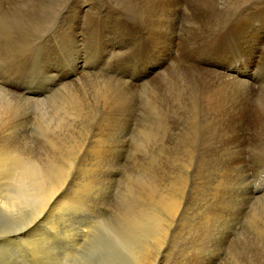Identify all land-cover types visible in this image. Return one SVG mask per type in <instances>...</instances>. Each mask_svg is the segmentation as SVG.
Here are the masks:
<instances>
[{
    "label": "rangeland",
    "instance_id": "374dc122",
    "mask_svg": "<svg viewBox=\"0 0 264 264\" xmlns=\"http://www.w3.org/2000/svg\"><path fill=\"white\" fill-rule=\"evenodd\" d=\"M53 1L54 0H21V2H20V0L19 1L18 0H0V27H1L0 28V80H4V79L7 80L8 79V81L10 83L12 82V84H18V85H21V87H22L21 91L17 93L15 91H13L12 89L10 90V89L6 88L5 86H2V84H1L2 81H1L0 87H4L3 89H7V91L9 90L8 93L9 94L11 93L10 95L16 94V96L20 95L22 97H25L24 95L21 94V92H24L25 88H28V89L32 88L33 89V87H38V86H41V84H42L39 82V78L35 77V75H34L36 68L33 67V61L34 60L36 61V59L38 58V57H36V55L38 54V52H40V49H42L44 47L43 44L46 41V39L52 38L53 34L55 35V33L57 31H59L60 25L63 22V18L65 17V15L68 14V10L66 12L65 9L72 2V0H70V1L69 0H61V1L56 0V2L54 1V3H53ZM89 1L91 4L94 5V6L92 5L94 7V10L91 11V15L88 17V19L90 18L88 23H86L88 25H85L88 27L90 25L92 26V27L90 26V28H89V31H88L89 36L87 37V39L93 38V36H92L93 31L92 30L95 31V29L97 27H99V26L105 27L108 24H109V27H111L110 24L112 23V21L110 20V18L109 19H106L105 17L99 18L96 15L98 13V11L102 12L101 10H104L106 7L107 8L105 9V11L111 10L116 15L118 14L119 16L117 15V17L123 23L126 22L129 25H133V24H135L137 26L143 25L145 23L144 21H146V19H147V16L151 15V13L149 11H147L148 9L146 10V7H143V6H146V3L147 4L150 3L149 0H147L148 2L146 0L145 1L144 0H96V1L95 0H89ZM139 1L140 2L142 1V2L140 3ZM178 1H177V3H174V5L177 7V9L173 10V12L175 11L176 13L174 12L171 15V22L175 26V29H176V31L178 33V37H179L178 38L179 42L177 41V45L175 48V49H177L176 51H178V52L175 51L174 53H172L170 55L171 57L170 56L168 57L165 65L163 66V69L161 70V73L157 77H154L150 80L145 79L141 83L139 82V84H137L132 89H129L130 91H128L127 94L124 95L125 98L127 97L128 103L130 101V103L132 104V105L129 104V106L127 105L128 103L126 104L129 107V108L127 107L128 111L126 108L124 111L125 113L122 112L123 114L122 113L117 114L116 110L110 111L109 113L104 112V111H108V108L104 106L105 108H107L105 110V108L102 106L104 104L101 103L102 100L99 99L100 94H101V92L99 93V91L101 90L99 88L102 87L103 83H102V85H101V82H99L100 84L97 83L96 85L98 87H96V85L94 86L95 83H92L91 81H89L90 82V84H89V82L87 83L86 81H83L84 79H82V80H78V82L75 81V83L70 85L69 89L68 88L64 89V91H63V89H59V90L57 89L58 91L53 90L50 93L48 92L49 96H47L48 93H46L44 96L36 98L38 100H34V101L24 100L23 102L27 101L26 105H23L25 103L21 104L24 106V108H23V106H21V108L19 109L20 113L18 116V117H20L23 113V117H22L23 121L20 122V124H18V128H19V130L23 131L28 142H30V143H28V146L29 147L33 146L32 148H34V149L36 148L35 149L36 152L41 150V152L44 151V153H47L49 150L47 148H51L53 146V144H52L53 140L52 139L53 138L55 139V137H56V140H62L64 142L72 144V145L76 144L75 147L77 149L71 150V152L73 151L74 155H75L76 151L79 150L80 146H81V148L83 147L81 149V151L77 154L78 158H77V156L76 157L73 156L74 157L73 160L76 159L75 162L71 161V159L69 160V162H67V166L65 168V170H66L65 172L68 173L67 177H66L67 179H71V178H73V176L76 175L77 171H76L75 165H77V162L83 157V153L86 151L85 149H87V147L89 145H91L92 139L95 138L93 134L96 133L95 132L96 127H98L99 129H101L100 127L103 128V138H104L103 143H105V144H107L108 142L111 143V146L108 145L109 143L107 144L108 146L111 147V150L113 151L111 156L113 158L115 157V159L117 158V160H116L117 163H115L116 166H114L115 164H111L109 167L110 171L113 169L112 172H114L116 170L114 172V174H115L114 180L112 181L114 183L112 184V182L111 183L107 182V184L102 186L103 188L101 187L102 190L100 189V192L98 191L97 194L95 195V197L94 196L91 197L89 202H91V200H92V203L91 204L88 203V207H90L88 209H89V212L90 213L92 212L93 215H89L88 218L84 217L83 218L84 220L81 219V221L82 222L84 221V223H85L86 222L85 220H87V219L90 220L91 217H93L95 219V221L97 222L96 224H95V221L93 223V225L95 224L94 230H95V232H97L96 234H98L99 236L103 237L104 235H102V234L109 232L106 234H109L110 238L115 239L114 233L111 231V229L109 231L104 229L105 224L110 225L111 227L114 225V229H115L118 222L123 223V224H124V222H125V224H127V223L131 224L132 223L131 220L138 214H141V215L147 214V216L148 215L149 216H154V215L159 216V214H160L159 212H161L159 209V206L155 205L154 201L146 200V198L144 199L143 195H140L139 192L143 189V187H146V186H148L150 188L155 186L153 188L159 189L162 187L161 184H166L168 182L166 184V186H167L169 183H171L173 181L174 186L176 183V186L178 185V186H181V188H184L181 190L182 191L181 194L183 195L182 196L183 201H181L182 202L181 207L183 208V209L181 208V216H183L185 218L181 217V224H184V223L190 224L191 223L190 226H192L193 228H192V230H189V232H187V234H185V235L182 234V235H179L177 238H175L176 242H174L173 245H172V238H170V236H169L170 235L169 231L171 233V230H169V229H171V228H167V236L162 241L163 242L162 246L164 248H162L163 250H159L160 248H158V250H157L154 248V246H153V249L151 248L152 245H150V244L152 242L151 241L152 239L149 238L150 233L147 232V231H149V227L147 225L152 224V223L148 222V224H147L148 219L144 223H142L145 234L143 232L142 233L139 232L140 233V241L144 245L146 244L145 246L150 245L149 248L152 250V254L155 252L151 256L152 261L155 262L156 259L158 260V258L161 256L160 254H162V255H164V260L166 262V263L164 262V264H168V263L169 264H174V263L175 264H180V263L183 264L185 256L182 257L180 251L182 248L181 244H183L182 242H183L184 238H189V239H185V241L187 240L186 241L187 243H189L188 241L191 242L192 240H193L192 242L197 243L198 239H201L202 237L208 238L210 236L209 238H212L211 233H213V229H215L216 227H221V228L225 227L224 231L226 232V234H224L222 237L225 239L223 241V243H225L226 245L225 244L220 245L218 247V248H220L219 251L211 252L210 257H209L211 259H214V261H215V263L213 262L214 264H257V263L258 264H264V250H263L264 249V199H263L264 198V190L260 194V196L263 198L258 197V198H256L257 200L252 199V200H246V201L243 200L242 201L240 198H238V196H240V194H241L242 189L244 187H246L247 184L252 189L264 187V152H262V151H264V105H263L264 104V85L260 84V86L258 85L254 88H249L247 86H233V85L230 86L226 83H223V82L221 83L219 80L218 81H211L209 79L210 78L209 75L207 76V75L203 74L202 71H200L194 64L196 60L200 59V57L198 56L199 54H197V53L200 51V47H201V31L203 28V26H202L203 24H202V21L199 22V20H200L199 14L201 13L202 10L205 9V7L208 9L209 3L212 4L213 0H204V2H203V0L202 1L197 0V2H196V0H189V1L188 0L187 1L186 0H178ZM220 1H221V5L219 7H220V12L222 13V14L220 13L222 16L219 18L220 22H222L223 24L224 23L229 24L231 22L232 18L234 17L233 12H232V7L230 4V0H220ZM19 2H20V4H18ZM186 4L188 5V7L190 6L191 8L190 7L188 8ZM103 5H104V7H103ZM141 5H143V6H141ZM174 5H173V9L176 8ZM203 5H205V7ZM95 7H97L98 9H96ZM49 8H50V10H49ZM12 9H14V10H12ZM15 9H17V11ZM262 9L261 10L263 12L261 11L260 14L264 13V6L262 7ZM95 11H96V13H95ZM190 11H192V12L195 11L194 14L198 15L193 20H191L189 18L190 17ZM92 13H94V14H92ZM108 14L111 15L110 11L108 12ZM175 14H178V15L175 16ZM7 15H8V17H7ZM99 15H101V14H99ZM19 16L20 17L22 16V19L20 20V22H19V19H20ZM18 17H19V19H18ZM26 17H27V19H26ZM16 18L18 19V21H16L17 20ZM112 18H115V16L113 15ZM9 19H11V20H9ZM118 20H116V21L118 22ZM23 21H24V24H23ZM8 22L10 24H8ZM262 22H264V14L259 18H258V16H256V18H253V23L258 25V27L260 24H262ZM21 25L23 27H21ZM214 27L215 26L213 25L210 28V30L213 31ZM91 28H93V29H91ZM20 29H22V30H20ZM262 29L264 30V27H262ZM18 33H19V36H21V37H23L24 35L31 36V41L33 43H31V41H30V43L28 45H23V46L17 45L16 43H14L12 41V38H15ZM144 35H146V34H144ZM262 37L264 38V33L262 34ZM104 39H106V38H104ZM1 40H2V42H1ZM4 41H5V44H4ZM9 45H10V47H9ZM259 47L260 46H258V47L256 46L257 49ZM195 52H196V54H195ZM258 52L255 55H253L254 57H256L255 62H256L258 54H259ZM234 54L237 57V55H238L237 51ZM139 55H140L139 58H143L144 54H142V53L140 54L138 52V56ZM145 57H146L145 62H144L145 64L143 63V65H141L142 64V62H141V64L136 65V67L133 69L131 76H135V77L140 76L143 74L144 71H148L149 68L151 69V67H152L151 63L155 59H153V57H150V55H147ZM28 58H30L31 60ZM192 58L193 59L195 58L194 59L195 61ZM228 58H229V56H227V58L224 59L225 61L223 60L220 63L219 62L214 63L213 59H211V57H210V59L205 61L206 63L202 64V67L205 66L208 69H213V70L215 69L217 71L227 73L228 67H231L233 69V71H237L238 67L242 66L241 65L242 61L240 59H238V58L228 59ZM24 59L25 60L27 59V60L25 61ZM241 59L244 60L243 58H241ZM28 60H29V62H27ZM236 60H240L241 62L236 63ZM22 61L23 62L25 61V62L23 63ZM26 62H27V64L25 65ZM19 63H21V64L19 65ZM48 63L53 67L57 66L55 68H57L59 72H66V70H67V67H64L65 65H67V64H64L65 62H62V63L57 62L59 65L54 63L53 61L52 62L48 61ZM255 65L256 64H254L253 68L255 67ZM11 66L12 67L16 66L15 68L17 70H19V69L24 70V75H22V74L20 75V77H22V78H18L15 76L13 77V75L8 76L6 78V76L2 75V74H4L3 70H5ZM258 66L259 67L256 66L258 72L256 71V68H254V69H255L256 75L258 76V79L262 80V79H264V77H263L264 76V63H263V61H261ZM25 67H26V69H25ZM101 68L106 69V67H103V66ZM155 70H159V68H157ZM197 70H199L200 72ZM261 71H263V72H261ZM97 72L102 74V77L104 76L103 80L107 79L106 77L110 76V75H108L105 77L104 72L102 70L97 71ZM251 72L253 73V70ZM251 72L245 76V77H248L247 79L252 78L253 75ZM236 73L238 74L239 72H236ZM242 73L246 74V71H244ZM95 74H96V71L90 75L95 76ZM79 81L81 82V84ZM203 81H204L205 85L203 84ZM206 81L209 83H207ZM105 83H107V82H105ZM87 84H89V85H87ZM199 85H201V86H199ZM207 85H208V87H207ZM210 85H212V87ZM92 86H94L93 90H91ZM110 86H112V85H110ZM149 87H150V89H149ZM192 87H194V88H192ZM94 88H96L95 91H97V93H95ZM111 88L113 90L115 87L113 86ZM223 88H224V90H223ZM28 89H26V90H28ZM201 89L203 90V92ZM210 89L213 91L210 92L211 91ZM74 90H75V93L80 95L79 101L85 102L84 106L85 107L87 106L86 108H88L87 109L88 111L84 110V112L82 113V116H80V117L78 116V118H80L79 120H73V121L70 119L62 120V122L64 121L63 124H62V122H58L57 120H54V122H53V120H48L49 123L47 122V125H48V128L50 131L47 129L46 134H43V132H40L39 128H38L40 115L38 113L44 112L48 116H53L54 115L53 110H55L59 106L58 102L61 103L60 100H62V98L64 97V96H62V94H65L66 91H69V92L73 91L74 92ZM114 90L119 91L122 89H114ZM124 90L125 89H123V91ZM157 91H159V92H157ZM205 91H206V93L208 92V94H206V98H204L202 96V93H205ZM59 92H60V94H59ZM129 92H131V93H129ZM219 92H220V94H219ZM51 94H53V95H51ZM96 94H98V95H96ZM226 94H227V96H226ZM59 95H61V96H59ZM86 95H88V96H86ZM207 95L208 96L211 95V96L208 97ZM54 96L56 98H53ZM43 98H44V100H43ZM118 98H121V97H118ZM118 98H115V105H116V103L121 101V100H118ZM56 99H58V100H56ZM128 99H130V100H128ZM178 100H179V102H178ZM207 100L208 101H214L216 103V110L217 111H215L213 109L211 110V108H209V107H208V109H210L211 111L206 109L207 106L209 105V102H207ZM205 101H206V103H205ZM55 102H57V103H55ZM173 102H175V103H173ZM180 102L181 103L183 102L182 105ZM224 102H226V104ZM230 102H231V104L233 103L232 104L233 106L231 104H229ZM41 104H42V106H41ZM204 104H206V105H204ZM220 104L222 106H220ZM223 104H224V106H223ZM91 106H92V108H91ZM40 108H42V109H40ZM34 109H37V111ZM160 109H162V110H160ZM21 111H23V112H21ZM25 111H26V114H25ZM86 112L88 114L87 117H89V118L87 121H85V124H83L82 120L85 119L84 116H86V114H85ZM157 112H158V114H157ZM217 112H219V113H217ZM221 112H222V114L225 112L223 114V117H222ZM227 112H228V114H227ZM61 114L62 113L58 112V114H56V115L61 116ZM226 114H227V117H225ZM106 115H107V117H106ZM152 115H154V116H152ZM165 115H168V116H165ZM229 115L230 116L232 115V117L230 118ZM239 116L240 117L242 116L241 117L242 120ZM18 117H17V119H18ZM34 117L35 118L37 117V119L35 120ZM117 117H119V118H117ZM220 117H222V118H220ZM228 117H229V119H228ZM110 119H111V121H110ZM114 119H115V121H114ZM187 119H189V120H187ZM226 119H227V121H226ZM33 120L35 121V123ZM160 120H162V122ZM233 120L237 121L238 123L236 122V124H235V122ZM100 121H102V123ZM113 121H114V123H113ZM183 121H184V123H183ZM240 121H242V122H240ZM104 122H107V123H104ZM110 122H112V123H110ZM243 122H244V124H243ZM161 123L163 124V126ZM217 123H219V124H217ZM79 124H81V125H79ZM99 124H101V125H99ZM110 124H111V126L114 124L113 125L114 127L110 126L111 128H113L112 131H111V128L109 127ZM115 124L116 125L120 124L118 128H120V129L122 128L120 131H118V134H115V133H117L116 130L118 129V128H116ZM59 125H60V127H59ZM105 125H107V126H105ZM142 125H144V126H142ZM230 125L233 127V129H232V127H230ZM52 126L55 128V130L56 129L57 130L55 131ZM136 126H138V127H136ZM157 126H158V128H157ZM62 127H67V128H63V130H64L63 131ZM234 127L237 130L238 129L239 130L238 131L235 130ZM107 129L109 131H107ZM223 129H226V130H223ZM60 130H62V132ZM143 130H144V132H143ZM227 130H228V132H226ZM241 130H244V131H241ZM57 131H59V132H57ZM80 131H81V133H80ZM113 131H114V133H113ZM50 132H52V133H50ZM55 132H56V134H55ZM63 132L65 134H63ZM92 132H93V134H92ZM234 132L237 135H239V137L237 138V140L232 138V140H233L232 141L231 136L235 135ZM20 133H21V131H20ZM120 133H121V135H120ZM50 134H51V137H50ZM58 134H59V136H58ZM21 135H22V133H21ZM45 135H46V137H45ZM53 136H55V137H53ZM112 136L117 137V138H114ZM141 136H142V138H141ZM240 136L243 137V141H242V137H240ZM227 138H229V140ZM109 139H110V141H109ZM225 140H226V142H225ZM44 141H45V143H44ZM78 141L81 143H79ZM106 141H107V143H106ZM135 141H137V142H135ZM119 142H121V143H119ZM224 142L226 144L228 142V144H227L228 146L233 144L231 142H234V143L236 142V143H235V145L233 144L234 146L233 145L229 146L230 147L229 148L228 146L225 145ZM112 143H114V144H112ZM240 144H242L241 145L242 149H241ZM140 146H141V148H140ZM235 147H237V148L239 147V148L237 149ZM228 149H229V151H227ZM233 149H235V150H233ZM114 152H115V154H114ZM232 152H233V154H232ZM238 153H239V155H241V157H242L241 160L244 162L243 163L244 164L243 165V168H244L243 174L245 176L243 175V178L242 179L240 178L242 181H239L238 178H236L237 180L235 179L233 181L232 185L230 186L233 189L230 188L231 191H230V189H228V193H230L228 195L234 196L236 199L232 198L233 202H229L230 200L228 198L226 190H224V192L222 194L223 198H222V196H219L218 197L219 199L217 197L214 199L213 194L215 192L214 188H215L216 184L219 183L223 178H225L222 173L225 172L226 168H229V166L230 167L234 166V164H230L229 158L231 157L230 159H232L236 156H239ZM63 154H64V152L62 151V152H60L59 155L63 156ZM202 155H204V156H202ZM232 156H234V157H232ZM58 160H59L58 162L56 160L57 163H60V164L64 163V162H61V159H58ZM66 161H68V160H66ZM254 162H255V164H253ZM164 163L166 164L167 167L165 166ZM170 163H171V166L173 168L170 166ZM65 164H66V162H65ZM112 165H113V167H112ZM220 167H221V169H220ZM232 168H234V167H232ZM155 169H156V171H155ZM157 169H159V170H157ZM223 170H225V171H223ZM209 174H210V176H209ZM150 179H151V181H150ZM136 181H137V183H136ZM156 182H158V183H156ZM154 183L156 185H154ZM178 183H180V184H178ZM151 185H152V187H151ZM235 185L237 186L236 188H234ZM140 187H142V188H140ZM225 189H226V187H225ZM166 190H164V191H166ZM236 191L238 192V194L236 193ZM190 199H194V200L196 199L197 200V202H195L196 206H194V207H196L195 208L196 213L194 215H189L192 212H190V211L188 212V210H187V205L189 206V200ZM216 199H218L217 202H216ZM95 200H96V203H95ZM222 201H223L224 205H223V203H221ZM233 203H235V204H233ZM92 204H94V205H92ZM95 204L96 205L98 204L97 206H99L100 208L95 206ZM107 204H108V206H107ZM213 204H214V206H213ZM32 206H33V203L32 204L30 203L26 206V208H22L19 213H16V215H14L12 217V224L11 225L18 226L19 224H23V223H26L27 221H29L33 216L32 213H33L34 209H32V208H34V206L33 207ZM91 206L93 208H91ZM210 207L212 209H210ZM105 208H106V210H105ZM256 208H257V210H256ZM217 209L219 211H222L223 215L225 213V214H231L234 216V217L232 216L233 218L231 220L229 219V222H228L229 225L227 224V225L221 226L225 221L224 220L225 217L221 218V215H220V217H217V219L212 220V222L211 221H209V223L206 222V224H205L206 230L202 226L197 225L199 223V221L202 220L201 217L206 216L204 214H207L208 212L213 213V211L217 212L218 211ZM229 209H231V210H229ZM156 210H158V211L155 212ZM205 211H206V213H205ZM105 212H107V213H105ZM185 212H187V213H185ZM235 212H236V214H235ZM122 214H124L125 216ZM251 215H252V217H251ZM117 217H118V219H116ZM119 217H121L122 219L121 218L119 219ZM211 217L214 218L215 216L210 215L209 218H211ZM105 218H106V220H105ZM149 218L152 219L151 217H149ZM222 219H223V221H222ZM252 219H253V221H252ZM122 221H124V222H122ZM103 223H105V224L102 225ZM176 223H177V221H176ZM145 224H146V227H145ZM207 224H209V226ZM2 225H3V223L0 221V228ZM207 226H208V229H207ZM259 227H261V229ZM103 229H104V232H103ZM8 230L11 231L10 234H8V235H2L1 234L0 235V239H1L0 240L1 241L0 242V264H3L5 261H6L5 264H14L17 262H18L17 264H20V263L21 264H32L33 260L31 261V259L29 260L27 257L22 258L20 253H18V252H20V250L18 248L21 249L20 245H18L17 248L16 247L12 248V246L10 247L9 245H8L9 247L6 246L3 248L1 243L4 241V239H6V236L14 234L11 229L8 228ZM0 231H1V229H0ZM200 233H202V234H200ZM198 234H199V237H198ZM207 235H208V237H207ZM214 237L215 236L213 235V238ZM170 241H171V243H170ZM58 242H60V241H58ZM58 242H53L55 245H52L53 248L51 251H49L50 253L46 252L48 254V256L52 257L54 259V261H56L57 259L61 260L60 258H62L61 261L57 260L56 262H54L55 264H60V263L63 264L64 261L66 264H73L72 262H69V259L63 260V257H62L63 254L67 250L69 251V245L64 246L66 251L64 253H61V251H64L65 249L63 250L62 246L60 244H58ZM170 244H171L172 249H170L171 248ZM199 246H200V244H199ZM216 246L217 245H215V248H216ZM83 247H85V245H83ZM246 247H248V248H246ZM56 248H57V250H56ZM53 249L57 254L53 251ZM87 249H89V248H87ZM125 251L128 252L126 249H125ZM11 252L16 253L17 257L11 256V254H12ZM94 252H95V248H94V250L91 249V252L89 254H93ZM83 253L85 256H86V254H88L85 251ZM156 255H158L159 257ZM126 256H127V259H126ZM126 256H125L124 260L121 259V261H116V262H114V264H122V263L123 264H128V263L135 264L134 259H133L131 254L130 255L127 254ZM6 257H8V258H6ZM55 257H58V258L55 259ZM25 258L28 259L29 262ZM52 258H51V261L53 260ZM79 258L82 259L81 257H79ZM22 261H23V263H22Z\"/></svg>",
    "mask_w": 264,
    "mask_h": 264
},
{
    "label": "bare ground",
    "instance_id": "6f19581e",
    "mask_svg": "<svg viewBox=\"0 0 264 264\" xmlns=\"http://www.w3.org/2000/svg\"><path fill=\"white\" fill-rule=\"evenodd\" d=\"M54 1L56 2V0H54ZM54 1H53V3H54ZM177 1L178 0H151V1L149 0V2H150V3H148L149 5L147 3H146V6L141 5L143 7H146V10L148 9L147 11H149L151 13V15L147 16V19H146V21H144L145 23L143 25H138V26L135 25V24L129 25L126 22L123 23L117 17L118 14L116 15L111 10H109L110 14H111V15H109L108 14L109 11H105V9L107 8L106 7L104 10H101L102 12L98 11V13L96 15L99 18H101V17L102 18L105 17L106 19L110 18V20L112 21V23L110 24L111 27H109V24L107 26H105V27L98 25L99 27H97L95 29V31L92 30L93 31L92 32L93 38L87 39V37L89 36L88 31H89V28H90L91 25L89 24L90 25L89 27L85 26V25H88L86 23H88V21L90 19V18L88 19V17L91 15V11L94 10V7H93L94 5L91 4L89 0H72V2L65 9L66 12L68 10V14L65 15V17L63 18V22L60 25L59 31H57L55 33V35L53 34L52 38H47L46 39V41L43 44L44 47L42 49H40V52H38V54L36 55V57H38V58L37 59L35 58L36 61L35 60L33 61V67L36 68V71L34 72L35 73L34 75H35V77L39 78V82L42 83L41 86L33 87V89L32 88H29V89L25 88L24 92H21V94L24 95L25 97H22L20 95L16 96V94L15 95L13 94L14 92L12 93L13 95H10L11 93L10 94L8 93L9 90L7 91V89H3L4 87H0V221L3 223V225L0 228L1 229L0 235L1 234L2 235L10 234L11 231L8 230V228L11 229L13 231V233H14V234H11L9 236H6V239H4V241L1 243L3 248L8 246V245L10 247L12 246V248L13 247L17 248V246L20 245L21 249L18 248L20 250V252H18V253H20L22 258L23 257H27L29 260L30 259H31V261L33 260L32 264H55L54 262H56L59 259L54 261V259L52 257L48 256V254L46 252L51 251L52 248H53L52 245H55L53 242H58V241H60V242H58V244H60L62 246L63 250L65 249L64 246H68L69 245V251L68 250L66 251V249H65L64 251H61V253H64L66 251L63 254V256H62L63 260L64 259L65 260L69 259V262H72L73 264H114V262H116V261H121V259L124 260V258H125V256L127 254L128 255H130V254L132 255L135 264H164L165 260H164V255H162V254H160L161 255L160 257L158 256L159 254L156 255L159 258L157 257L158 260L156 259L155 262L151 260V256L155 252L152 254V250L149 248V246L152 245L151 246L152 249H153V246H154V248L157 249V250H158V248H160L159 250H163L162 248H164V247L162 246L163 245L162 241L167 236V228H171V229H169V230H171V233L169 231V234H170L169 236H170V238H172V245H173L174 242H176L175 238H177L179 235H182V234L185 235V234H187V232H189V230H192L193 227L190 226L191 223L190 224H188V223L187 224L186 223L181 224V217H183V216H181V208H182L181 207V204H182L181 201H183L182 200V196L183 195L181 194V192H182L181 190L184 189V188H181V186H178V185L176 186V183H175V186H174L173 181H172L167 186H166V184L168 182L166 184H161L162 187L159 188V189L158 188L157 189L153 188L155 186L152 187V185H151L152 188L146 186V187H143V189L139 192L140 195H143L144 199L146 198V200L154 201L155 205L159 206V209L161 211V212H159L160 213L159 216L158 215L157 216H155V215L154 216H149L148 215L149 217L152 218V219H150L147 216V214L146 215L142 214L143 216L141 214H138V215L135 214L136 216L131 220V222H132L131 224H129V223L125 224L124 221H122V222H124V224L118 222L119 225L118 224H117V226L115 225L116 226V228H115L116 230L114 229V225L111 227L110 225H106L105 223H103L102 225L105 224L104 229H106L108 231L111 229V231L114 233L115 239L114 238L113 239L110 238L109 234H106V233H109V232H106L105 234H102V235H104L103 237L99 236L98 234H96L97 232H95V230H94L95 229V224L97 222L95 221V219L93 217H91L90 220L87 219L88 221L85 220L86 221L85 223H84V221L82 222L81 219H83L84 217L88 218L89 215H93L92 212L90 213L89 209H88V208H90V207H88V203H90V204L92 203V200H91V202H89L91 197L92 196L95 197L97 192L98 191L100 192V189L102 190V188H103L102 186L107 184V182L111 183L114 180V176H115L114 172L116 170L114 172H112L113 169L110 171L109 167H110L111 164L117 163L116 162L117 158L115 159V157L113 158L111 156V154L113 152L111 150V147H110L111 143L108 142L109 143L108 144L107 141H106V143L108 145H110V146H108L107 144L103 143V139H104L103 138V128L100 127L101 129H99L98 127H96V131H95L96 133H94V134H93L94 131L92 130L93 131L92 134L94 135L95 138L92 139L91 145L88 144L89 146L87 147V149H85L86 151L83 153V157L81 156L82 158L77 162V165H75L77 172H76V175L73 176V178H71V179H67L66 178L67 174H68V173L65 172L66 171L65 168L67 166V162H69L70 159H71V161L75 162L76 159L73 160V158L77 156V154L81 151V149L83 147L81 148V146H80L79 150H77L75 155H74L73 151L71 152V150H74V149L76 150L77 149L75 147L76 144L72 145V144L66 143V142H64L62 140H56V137L53 136V137H55V139L53 137H52L53 139L51 138L53 140L52 141L53 146L51 148H47V149H49L48 152L46 151L47 153H44V151L41 152V150L36 152V150H35L36 148L34 149V148H32L33 146L32 147L28 146V143H30V142H28V140H27L25 134L23 133V131L19 130V128H18V124H20V122L23 121V119H22L23 113H22V115L20 114L21 115L20 117H18L19 113H20L19 109L21 108V106L26 105V102L28 100H32V101L38 100L36 98L44 96L46 93H48V92L50 93L53 90L55 91L57 89L58 90L59 89H63V91H64V89H67V88L69 89L70 85L75 83V81L78 82V80H82V79H84L83 81H86L87 83L89 81H91L92 83H95L94 86L97 83L100 84L99 82H101V85L103 83L102 87L99 88V89H101L99 91V93L101 92L99 99L102 100L101 103L104 104L102 106L103 107L105 106V107L108 108V111H104V112L109 113L110 111H114V110H116L117 114H119V113L121 114L122 112H124L125 109L129 106V104H131L130 101L128 103L127 97L125 98V96H124L125 94H127L128 91H130L129 89H132L137 84H139V82L141 83L145 79H149L150 80V79H152L154 77H157L161 73V70L163 69V66L165 65L168 57L177 50L175 48H176L177 41H178L179 37H178V33H177L176 29H175V26L171 22V15H172V13L175 12V11L173 12V10L177 9V7L174 5V3H177ZM199 1H202V0H199ZM20 2H21V0H20ZM20 2L18 4H20ZM196 2H197V0H196ZM203 2H204V0H203ZM230 4H231V7H232V12H233V16H234L233 18L234 19L233 18H232V20L230 19L231 22L229 24H227V23L223 24L222 22H220L219 18L222 17L221 16L222 13L220 12V7H219L221 5V1L220 0H213L212 4L209 3L208 9L205 7V5H203L205 7V9L202 10L201 13L199 14V19H200L199 22L202 21V24H203V25L201 24L203 26L202 31H201V47H200V51L197 53V54H199L198 56L200 57V59L195 61L194 60L195 58L194 59L192 58L195 61L194 64L200 71H202L203 74H205L207 76L209 75L210 76L209 79L211 81H218L219 80L221 83L223 82V83H226V84H228L230 86H232V85L233 86H247L249 88H254V87L258 86V85L260 86V84L264 85V79H262V80L258 79V76L256 75V72H255V69H254V68H256V66L259 67L258 65H259V63L261 61H263V63H264V38L262 37V34L264 33V30L262 29V27H264V22H262V24H260L259 27H258V25L253 23V18H256V16H258V18H259V17H261L264 14V13L260 14L261 11L263 10L262 7L264 6V0H230ZM173 5L176 8L173 9ZM103 7H104V5H103ZM187 7H188V5H187ZM95 8L98 9L97 7H95ZM12 10H14V9H12ZM15 10L17 11V9H15ZM49 10H50V8H49ZM192 11H190V17H189L191 20H193L196 16H198L197 14L196 15L194 14L195 11L194 12H192ZM95 13H96V11H95ZM92 14H94V13H92ZM99 14H101V15H99ZM113 15L115 16V18L117 17L119 20L117 18L116 19L112 18ZM177 15L178 14H175V16H177ZM7 17H8V15H7ZM19 17H18V19H19ZM11 19H9V20H11ZM18 19L16 21H18ZM21 19H22V16L20 17L19 22H20ZM26 19H27V17H26ZM116 20H118V22ZM9 22H8V24H10ZM211 23L215 26L213 31L210 30V28L213 26ZM23 24H24V21H23ZM21 27H23V26L21 25ZM91 29H93V28H91ZM20 30H22V29H20ZM144 34H146V35H144ZM104 38H106V39H104ZM5 41H4V44H5ZM12 41L14 43H16L17 45H21V46L28 45L30 43V41H31V36L24 35L23 37H21V36H19V33H18L15 38H12ZM1 42H2V40H1ZM31 43H33V42L31 41ZM256 46L257 47L260 46V47L257 49ZM9 47H10V45H9ZM236 51H237V54H238L237 57L234 54ZM138 52L140 54L141 53L144 54L143 58H139L140 55L138 56ZM176 52H178V51H176ZM257 52L259 54H258L257 60L255 62V58L256 57H254L253 55H255ZM195 54H196V52H195ZM147 55H150V57H153V59H155L151 63V65H152L151 69L149 68L150 70L148 69V71H144L143 74L140 75V76H137V77L131 76V74L133 72V69L136 67V65L141 64V62H142L141 65H143V63L145 62V58H146L145 56H147ZM227 56H229L228 59H231V58L240 59L242 62L240 60H236V63L241 62L242 66H239L237 71H233V69L231 67H228L227 73L226 72L217 71L215 69L214 70L213 69H208L205 66L202 67V64L206 63L205 61L210 59V57H211V59H213L214 63H218V62L220 63L221 61L226 59ZM241 58H243L244 60H242ZM28 59H30V58H28ZM48 61H50V62L53 61L56 64H58L57 62H59V63L65 62L64 64H67V65L64 66V67H67L66 72H59L58 69L55 68L57 66H54V67L51 66L48 63ZM27 62H29V60ZM27 62L25 63V65L27 64ZM20 64L21 63H19V65ZM254 64H256V65L253 68ZM100 66L101 67L102 66L106 67V69H103ZM15 67L14 66L13 67L11 66V67H8V68L6 67L7 69L3 70L4 74H2V75L6 76V78L8 76H11V75H13V77L15 76V77H18V78H22V77H20V75L21 74L24 75V70H22V69L17 70ZM26 67H25V69H26ZM157 68H159V70H155ZM101 70L104 72L105 77L108 76V75H110V76L106 77L107 79L103 80L104 76L102 77V74L97 72V71H101ZM199 70H197V71H199ZM252 70H253V73L251 72ZM95 71H96L95 76L94 75H90V74H93ZM244 71H246V74L242 73ZM256 71H257V68H256ZM236 72H239V73L237 74ZM250 72L252 73L253 76H252L251 79H247L248 77H245V76L248 75V73H250ZM261 72H263V71H261ZM0 82H1L2 86H5L6 88H8L10 90L12 89L13 91H15L17 93L20 92L21 89H22L21 85L12 84V82L10 83L8 81V79L7 80H5V79L4 80H0ZM105 82H107V83H105ZM108 83L110 85H112V86H110ZM207 83H209V82H207ZM80 84H81V82H80ZM89 84H90V82H89ZM89 84H87V85H89ZM203 84H204V81H203ZM208 85H207V87H208ZM94 86H92L91 90H93ZM113 86L115 87L114 89H122V90H119V91H116L114 89L112 90L111 87H113ZM199 86H201V85H199ZM210 86L212 87V85H210ZM96 87H98V86L96 85ZM192 88H194V87H192ZM26 89H28V90H26ZM95 89L96 88H94V91H95ZM123 89H125V90L123 91ZM149 89H150V87H149ZM223 90H224V88H223ZM212 91L213 90H211L210 92H212ZM60 92H59V94H60ZM157 92H159V91H157ZM202 92H203V90H202ZM49 93H48L47 96H49ZM95 93H97V91H95ZM129 93H131V92H129ZM206 94H208V92L206 93V91H205V93H202V96L204 98H206ZM219 94H220V92H219ZM51 95H53V94H51ZM96 95H98V94H96ZM55 96L53 98H56ZM59 96H61V95H59ZM62 96H64V97L62 98V100H60L61 103L58 102L59 106L55 110H53L54 111V115L53 116H48L44 112L38 113L40 115L39 127L38 128H39L40 132H43V134L47 133V129L49 130L48 125H47L48 120H53V122H54V120H57L58 122H62V120H65V119H70L72 121L73 120H79L80 118H78V116L79 117L82 116V113L84 112V110L88 109V108H86L87 106L86 107L84 106L85 102L79 101L80 95L75 93V90H74V92L73 91H70V92L66 91L65 94H62ZM86 96H88V95H86ZM210 96H208V97H210ZM226 96H227V94H226ZM118 97H121V98H118ZM115 98H118V100H121L118 103H116V105H115ZM24 100H27V101L23 102ZM43 100H44V98H43ZM56 100H58V99H56ZM128 100H130V99H128ZM178 102H179V100H178ZM207 102H209V105L207 106L206 109H208V107H209V108H211V110L213 109V110L217 111L216 110V103L214 101H208L207 100ZM23 103H25V104H23ZM55 103H57V102H55ZM173 103H175V102H173ZM182 103H181V105H182ZM205 103H206V101H205ZM224 103L226 104V102H224ZM21 104H23V105H21ZM229 104H231V102ZM204 105H206V104H204ZM41 106H42V104H41ZM220 106H222V105L220 104ZM223 106H224V104H223ZM23 108H24V106H23ZM42 108H40V109H42ZM91 108H92V106H91ZM107 108H105V110ZM128 108H127V111H128ZM34 110L37 111V109H34ZM160 110H162V109H160ZM208 110L211 111L210 109H208ZM21 112H23V111H21ZM58 112L62 113L61 116H57L56 115V114H58ZM217 113H219V112H217ZM25 114H26V111H25ZM85 114H86V116H84L85 119H83V120L81 119L83 124H85V121H87L88 118H89V117H87V115H88L87 112ZM157 114H158V112H157ZM221 114H222V112H221ZM223 114H222V117H223ZM227 114H228V112H227ZM227 114H226L225 117H227ZM152 116H154V115H152ZM165 116H168V115H165ZM17 117H18V119H17ZM106 117H107V115H106ZM222 117H220V118H222ZM231 117H232V115L230 116V118ZM117 118H119V117H117ZM36 119H37V117L35 118V120ZM111 119H110V121H111ZM228 119H229V117H228ZM187 120H189V119H187ZM241 120H242V118H241ZM102 121H100V122L102 123ZM114 121H115V119H114ZM114 121H113V123H114ZM160 121L162 122V120H160ZM226 121H227V119H226ZM233 121L236 124L237 121H235V120H233ZM63 122H62V124H63ZM240 122H242V121H240ZM34 123H35V121H34ZM104 123H107V122H104ZM110 123H112V122H110ZM183 123H184V121H183ZM217 124H219V123H217ZM243 124H244V122H243ZM79 125H81V124H79ZM99 125H101V124H99ZM119 125H116V128H118ZM105 126H107V125H105ZM110 126H111V124L109 125V127ZM142 126H144V125H142ZM162 126H163V124H162ZM59 127H60V125H59ZM136 127H138V126H136ZM230 127H232V126L230 125ZM63 128H67V127H62V130H63ZM157 128H158V126H157ZM112 129L113 128H111V131H112ZM121 129L120 128H118L117 130L115 129L117 131V133H115V134H118V131H120ZM232 129H233V127H232ZM54 130H55V128H54ZM62 130H60V131L62 132ZM223 130H226V129H223ZM228 130L226 132H228ZM235 130H237V129L235 128ZM20 131H21L22 135H21ZM107 131H109V130L107 129ZM241 131H244V130H241ZM57 132H59V131H57ZM143 132H144V130H143ZM50 133H52V132H50ZM80 133H81V131H80ZM113 133H114V131H113ZM55 134H56V132H55ZM63 134H65V133L63 132ZM120 135H121V133H120ZM58 136H59V134H58ZM45 137H46V135H45ZM50 137H51V134H50ZM112 137H114V136H112ZM238 137H239V135H237L235 133V135L231 136V140H232V138L237 140ZM240 137H242V136H240ZM114 138H117V137H114ZM141 138H142V136H141ZM227 139L229 140V138H227ZM109 141H110V139H109ZM242 141H243V137H242ZM121 142H119V143H121ZM135 142H137V141H135ZM225 142H226V140H225ZM44 143H45V141H44ZM79 143H81V142H79ZM231 143H233L235 145L236 142L235 143L231 142ZM112 144H114V143H112ZM227 144H228V142H227ZM227 144L225 143L226 146H228ZM233 144H231V145H233ZM242 144H240V146ZM231 145H229V146H231ZM140 148H141V146H140ZM235 148H237V147H235ZM241 149H242V146H241ZM233 150H235V149H233ZM62 151L64 152L63 156L59 155L60 152H62ZM227 151H229V149ZM262 152H264V151H262ZM114 154H115V152H114ZM232 154H233V152H232ZM238 155H239V153H238ZM202 156H204V155H202ZM232 157H234V156H232ZM77 158H78V156H77ZM230 158H229L230 164H234V166H231V167L229 166V168H226V171L223 170L225 172H223L222 174H223V176L225 178H223L220 182L218 181L219 183L216 184V186L214 188L215 192L213 194L214 197L212 196L214 199L216 197L218 198L219 196H222L224 190H226L227 195L230 194V193H228V189L231 188L230 186L232 185L233 181L236 178H238L239 181H242L241 179L243 178V175H244L243 174L244 173V168H243V165H244L243 163L244 162L241 160V158H242L241 155L236 156V157H234L232 159H230ZM58 159H61V162H64V163L63 164L57 163L59 161ZM56 160H57V162H56ZM66 160H68V161H66ZM65 162H66V164H65ZM253 164H255V162ZM114 166H116V164ZM165 166H166V164H165ZM170 166H171V163H170ZM112 167H113V165H112ZM232 167H234V168H232ZM220 169H221V167H220ZM157 170H159V169H157ZM155 171H156V169H155ZM209 176H210V174H209ZM150 181H151V179H150ZM113 183L114 182H112V184ZM136 183H137V181H136ZM156 183H158V182H156ZM178 184H180V183H178ZM154 185H156V184L154 183ZM236 185H235L234 188H236L238 186V185L237 186ZM247 185H246V187L243 186L244 188L242 187L243 189L241 191V194L239 193L240 196H238V198H240L242 201L243 200L246 201V200H252V199H256L258 197H261L260 194L264 190V187L252 189V188H250L249 185L248 186ZM225 187H226V189H225ZM140 188H142V187H140ZM231 189H233V188H231ZM231 189H230V191H231ZM164 190H166V191H164ZM236 193L238 194L237 191H236ZM222 198H223V196H222ZM228 198L230 200L229 202H233L232 198H235V197L228 195ZM261 198H263V197H261ZM218 199H216V202H217ZM195 200L194 199H190L189 200V206L187 205V210H188V212L189 211L192 212L189 215H194L196 213L195 212V210H196L195 208L196 207H194V206H196L195 202H197V200L196 201ZM30 203L31 204L33 203V206H34V208H32V209H34L33 213H32V215H33L32 218L29 221H27L26 223L19 224L18 226L11 225L12 224V217L14 215H16V213H19L22 208H26V206L28 204H30ZM95 203H96V200H95ZM221 203H223V201ZM235 203H233V204H235ZM92 205H94V204H92ZM97 205L95 204V206H97ZM223 205H224V203H223ZM107 206H108V204H107ZM213 206H214V204H213ZM97 207H99V206H97ZM91 208H93V207L91 206ZM210 209H212V208L210 207ZM105 210H106V208H105ZM229 210H231V209H229ZM256 210H257V208H256ZM157 211L158 210H156L155 212H157ZM236 212H235V214H236ZM105 213H107V212H105ZM185 213H187V212H185ZM205 213H206V211H205ZM124 214H122V215H124ZM204 215H206V216L201 217L202 220L200 219L201 221H199V223L197 225L198 226H202L205 230H206V228H205L206 222H208V223H209V221L212 222V220L217 219V217H220V215H221V218L225 217V219H224L225 221H224V223L221 226L227 225L228 222H229V219L231 220L234 217L231 214H225L224 213V215H223L222 211H219V210L217 212L213 211V213L212 212L211 213L208 212L207 214H204ZM210 215H214L215 217L214 218L213 217L209 218ZM251 217H252V215H251ZM120 218L121 217H119V219ZM183 218H185V217H183ZM116 219H118V217ZM105 220H106V218H105ZM146 220H147V224H148V222L152 223V224H148L147 225L149 227V231H147V232L150 233V237L149 238L152 239L151 240L152 241L151 244L150 245L148 244L149 246H145L146 244L144 245L140 241V233L143 232L145 234L144 228L142 226V223H144ZM94 221H95V224L93 225ZM176 221H177V223H176ZM222 221H223V219H222ZM252 221H253V219H252ZM207 225L209 226V224H207ZM208 226H207V229H208ZM145 227H146V224H145ZM224 228L225 227H223V228L216 227L215 229H213V233H211L212 238H209L210 236L208 237V235H207L208 238L202 237L201 239H198L197 243L196 242H192L193 240L191 242L188 241L189 243H187L186 242L187 240L185 241V239H189V238H184L183 242H182L183 244H181L182 248H181V251H180L182 257L185 256L183 264H214L215 263L214 259H211L209 257H210L211 252L219 251L220 248H218V247L220 245H222V244H225V243H223V241L225 239L222 237L224 234H226V232L224 231ZM259 228L261 229V227H259ZM104 229H103V232H104ZM200 234H202V233H200ZM212 234L215 236L214 238H213ZM198 237H199V234H198ZM170 243H171V241H170ZM198 243L200 244V246H199ZM83 245H85V247H83ZM215 245H217L216 248H215ZM170 247H171V244H170ZM87 248H89V249H87ZM94 248H95V252L93 254H89L91 252V249L94 250ZM246 248H248V247H246ZM54 249H53V251H54ZM125 249L129 253L126 252ZM170 249H172V247ZM56 250H57V248H56ZM84 251L88 253V254H86V256L83 253ZM11 253H12L11 256H16L17 257L16 253H13V252H11ZM79 257H81L82 259H80ZM6 258H8V257H6ZM51 258L53 259L52 261H51ZM56 258H58V257H55V259ZM28 259H26V260L28 261ZM60 259L62 260V258H60ZM126 259H127V256H126ZM61 260H59V261H61ZM5 262L3 264H5ZM17 263H14V264H17ZM22 263H23V261H22ZM60 264H62V263H60ZM63 264H66L65 261L63 262ZM128 264H132V263H128Z\"/></svg>",
    "mask_w": 264,
    "mask_h": 264
}]
</instances>
